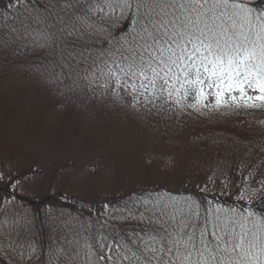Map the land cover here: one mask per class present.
<instances>
[{
  "label": "snow or ice",
  "instance_id": "snow-or-ice-1",
  "mask_svg": "<svg viewBox=\"0 0 264 264\" xmlns=\"http://www.w3.org/2000/svg\"><path fill=\"white\" fill-rule=\"evenodd\" d=\"M24 2L29 14L35 13L36 24L55 27L33 0ZM55 6H44L49 16ZM60 8L75 9L76 3L66 0ZM82 11L67 20L57 17L61 26L55 33L32 32L56 43L62 59L88 65L83 79L89 85L98 83L117 100L130 97V107L173 104L182 109L191 97L195 103L186 106L198 109L207 107L212 96L216 108L228 105L229 99L237 107L264 108V3L254 7L249 0H103L87 3ZM97 12L102 13V23L91 20ZM123 22L127 30L118 31ZM65 66L73 70L71 63ZM258 183L254 189L242 185L237 199L264 205V179ZM165 196L130 197L133 203L117 211H127L122 219L138 223L128 232V242L123 236L109 242V236L101 235L99 260L264 264V212L217 205L202 217L201 205L191 197ZM84 255L89 259L83 264H94L90 250ZM68 264H76L75 258L70 256Z\"/></svg>",
  "mask_w": 264,
  "mask_h": 264
},
{
  "label": "rangeland",
  "instance_id": "rangeland-1",
  "mask_svg": "<svg viewBox=\"0 0 264 264\" xmlns=\"http://www.w3.org/2000/svg\"><path fill=\"white\" fill-rule=\"evenodd\" d=\"M33 2L40 9L42 15L48 17L49 22L55 24V27H48L45 23L36 24L33 19L35 13L29 14L24 0H21L19 4L17 0H11V2L0 0V85L10 81V76L15 73L9 68L12 57L4 55V44H8L5 41H15L18 50L26 52L33 58V60L30 59L32 71L29 77H31V83L27 78L25 80L21 77L17 79L26 82L35 92L40 80L44 83L48 81L51 84L49 81L51 71H46L44 66L48 63L52 65L61 55L56 43L37 35V32L42 31H46L50 35L61 26L56 23L57 17L49 16V12L45 11L44 6L56 5L51 9L61 10L60 5L64 4L66 0H33ZM73 2L76 3V8L65 10L68 12L67 15L62 10L55 14L60 17L63 13L61 17L67 20L74 13L82 15V10L86 9L87 3L102 4L103 0H86V2L73 0ZM101 15L102 13L97 12L92 15L91 20L102 23ZM18 22L23 24V32L26 34L17 33ZM123 24L124 27L117 28L118 31L127 30V22H123ZM24 25H29L27 30ZM32 29H36L37 32H32ZM41 44L46 46L40 47ZM27 48L28 50H26ZM18 55L20 56V54ZM20 59L16 60L24 62L26 58ZM64 61L66 64V59ZM31 62H33L32 66ZM75 66L80 75L79 82L85 81L84 84L89 86L83 79L85 75L83 69L88 65L83 63L77 65L75 61ZM87 94L88 96L85 94L79 96L113 97L109 91L99 87L98 83L95 86L91 85V90ZM3 97L0 89V177H2L0 178V255L6 259L17 254L26 255L30 260L33 259L35 251L33 248L30 253V248L43 247L40 235L47 231V246L45 248L49 251L51 247L55 246V243H58L57 247L65 246L63 239L71 235L73 237L71 241L75 240L84 247L82 249V246H77L71 253V257L75 258L76 263L82 259V252L90 250L91 260L94 264H106V261L98 258L99 237L109 234L111 236L109 242H112L123 236L125 242H128V232L132 231L133 226L138 223L135 220L122 219L127 215V211L113 217L118 221L116 223H119V227H110L112 223L104 224L102 221L107 220L112 212L99 217L103 223L81 213L71 216L68 213L65 214L63 210L55 212L50 206L43 204L48 196H50V202L53 201L52 194L75 198L80 204L79 209L77 208L78 212L81 211L83 199L91 201L90 204L94 206V210L107 212L109 209H105L107 207H104L103 203L114 201L110 198L112 195L119 193L121 195L130 194V197L149 198V194H151L149 191H152L154 192L153 196L167 194V196L180 199L191 197L201 205L200 212L203 217L209 207L215 208L217 205L224 209H243L242 206L246 204V201L242 202L241 206L235 207V201L240 202L236 197L238 192L242 191V185L251 188L246 185V181L240 183L241 174L254 170L255 175L249 176L253 181L258 179L259 170L264 167V159H259L256 154L255 146L259 145L253 146V141L239 139L245 137L240 135L239 131L249 129L248 121L253 122L255 124L253 126H260L264 132V120L260 121V114L263 113L262 116H264V108L237 107L230 99L228 105L216 108L214 107L215 97L210 96L206 101L207 107L192 109L186 106L189 103H195L194 99L190 97L184 102L185 107L182 109L173 104H165L161 113L150 118L149 115L143 116L139 123L147 121L143 126L145 130L142 134L134 137V142L128 143L119 138L115 144L111 145V149L115 153H119L118 157L114 158L113 156L112 166L114 169L111 176L108 177V174L90 176L93 170L87 169L84 173L82 168H79L80 162H78V165L70 166L65 172L69 174L67 178L70 179H66L63 175L57 179L51 176L48 171L51 166L56 164L58 149L51 151L45 143H41V145L38 143L35 146L31 130L23 124L29 118L28 113L23 114L22 110L18 109L14 112L18 117L16 120L12 113L4 110ZM25 99L27 100L26 97ZM79 100L83 101V98L79 97ZM123 102L125 103V101ZM157 103L161 102L157 101ZM29 104L30 100H27L28 108ZM53 105H50L49 110L43 116V121L47 126L53 125L51 127L53 131L68 129L69 111H64L61 108L50 109ZM83 106L86 108L88 105L83 104ZM255 109H259L262 113ZM148 111L141 108L138 115L146 114ZM180 119H184V122H178ZM169 122L181 123V125L173 128L174 133L170 134L168 140L165 141L166 135L159 131L156 135L154 127H157L156 124H161L164 127L163 130H168L171 128L166 127ZM16 123L23 127L19 134L18 144H23L24 148H19L20 145L19 147L15 146V152L12 154L8 151L10 143L12 144L13 141L11 130L15 129ZM46 127L42 132H45ZM13 133L17 139L18 133ZM143 134H145L144 138ZM82 135L83 131L81 130L77 136H74L72 150H75L76 146L80 144ZM93 137L95 136L88 134V140H92ZM92 146L93 142L91 148ZM79 149L83 152L87 151L81 146ZM262 156H264V152ZM36 169L38 172L33 174V170ZM260 177L264 178L262 175ZM200 193L201 195H198ZM207 193L220 198L226 194L227 197L232 196L234 206L227 207L220 199L209 200L206 196ZM130 197L120 209L126 210L133 203ZM26 202L28 205L24 207ZM57 206L58 204L53 201V207ZM22 207L25 211L21 210ZM37 214L45 220L43 223H33ZM112 231L114 234L110 233ZM36 236H40L39 245L34 244ZM76 252L80 255L77 256ZM87 258L89 259V257Z\"/></svg>",
  "mask_w": 264,
  "mask_h": 264
},
{
  "label": "trees",
  "instance_id": "trees-1",
  "mask_svg": "<svg viewBox=\"0 0 264 264\" xmlns=\"http://www.w3.org/2000/svg\"><path fill=\"white\" fill-rule=\"evenodd\" d=\"M249 2L250 6L260 7L261 4L264 3V0H249ZM60 11L61 10L58 9H51L52 16L59 17L55 13H59ZM62 12L66 15L68 13L65 10ZM63 13L61 16H63ZM20 32H23V24H19L18 22L17 33ZM23 33L26 34L25 32ZM5 42H8V44H4V55H9L10 57H12L9 63V68L14 70L15 73L10 76V81H6L0 85L1 93L2 95H4L2 100L3 108H5L4 110H6L7 112L12 113L16 120L18 119V117L16 116V114H14V112H16L18 109L22 110L23 114L28 113L29 118L23 124L27 125L29 130H31L32 136L35 140V146H37L38 143L40 145L41 143H45L51 151L58 149V156L55 160L56 164L51 166L50 170L48 171L51 176H54L57 179L61 178V175H63L66 179H70L67 178L69 174L65 172L68 170V168H70V166H73L74 164L78 165V162H80L79 168L81 167L84 173L87 169L93 170L90 176H100L105 174H108V177L111 176L114 169L112 166L113 156L114 158L119 156V153H115L114 150L111 149V145L115 144L119 140V138L121 140L127 141L128 143L134 142V137L142 134L145 130L143 126L147 121L144 123H139L142 117L145 115H149V118L153 117L156 114L161 113L165 108L164 106L162 108L154 107L151 104L147 105L145 108L143 106H137L136 108H133L129 106L128 101L130 100V97H125L124 100H117L114 97L79 96L84 94L88 96L87 93H89V91L91 90V85L88 86L84 84L85 81L79 82L78 77H80V75H77L75 60L66 59V64L71 63L73 65V70L70 72L69 68L65 66V59H62L61 55L56 62L52 63V65L48 63L44 66V69L46 71H51V76H49V81L51 82V84L48 83V81L44 83L40 80V82L38 81L39 86H37V89L34 92V90L30 88L26 84V82H22L17 79L19 77L23 78L24 80L27 78L31 83V77H29L32 71L30 67V59L33 60V58L30 55L28 56L26 52L24 53V51L18 50V45L15 41ZM26 50H28V48ZM18 54H20V56ZM41 54H43V52H41ZM20 57L21 59L26 58L27 60L25 59L24 62H18L16 59H20ZM32 63L33 62H31V66ZM78 96L80 98L82 97L83 101H80ZM25 97L27 98V100H30L29 108L27 106V100L25 99ZM29 97L30 99H28ZM123 101H125V103ZM51 104L54 105L50 109L61 108L64 111H69L70 116L67 121L69 122L67 125L69 126L68 129L64 131H53L51 128L53 125L47 126V124L43 121L42 118L49 110ZM83 104L88 106L85 108ZM158 104L159 103H157V105ZM141 108L149 110L148 113L138 115V112ZM255 111H259V109H255ZM259 112L262 113L261 111ZM259 112L256 113L259 114ZM262 114H260V121L264 120V116H262ZM178 122H184V119H180ZM248 124L249 129L246 128V131H239L240 135L245 136L244 138L240 137L239 139L250 142L253 141V146H255V144L259 145L255 146L256 154L258 155L259 159H264V156H262L264 152V132L261 130L260 126H253L255 125L253 124V122L250 123L248 121ZM180 125L181 123L169 122L166 127L171 128L168 130H163L164 127H162L161 124H156L157 127H154V130L156 132V135L158 134V131L166 135V141L168 140L170 134L174 133L173 128ZM45 127V132H42ZM252 128L253 130H251ZM22 130L23 127L20 126L19 123L15 124L14 130L12 128L11 138L14 142L12 141V144L10 143V150L8 152L14 154L15 146L19 147L20 145L19 148H24L22 146L23 144H18L19 134ZM81 130L83 131V135L80 144L76 146L75 150H72V140L74 136H77V134L81 132ZM13 132L18 133L17 139ZM89 133L95 136L92 140H88ZM152 133L150 134V136L152 135ZM213 135L215 136L216 134ZM144 137L145 134H143V138ZM9 140L11 141V139ZM92 142L93 146L91 148ZM79 146L86 148L87 151H81L79 149ZM37 172V169L33 170V174ZM262 173H264V167H261L259 170V174L264 176V174ZM248 174L249 172L241 174V177L239 178H242L240 180V183L246 181V185H249L251 189L259 187L258 182L262 180L260 175H258V179L251 181ZM150 192L152 195H149V199L152 198L154 194V192L149 191V193ZM198 195H201V193ZM235 195H237L236 192ZM206 196L209 200L220 199L221 202L225 203V206L227 207L234 206V200L232 199L233 197H227V194L221 198L210 193H207ZM129 197L130 194L121 195L117 193L115 195H112L110 198L114 201L103 203L104 207L107 206V208L105 209H109L107 212L94 210V206L90 204L91 201H88L86 199H83L81 203V211L78 212V207L80 205L78 204L79 201H77L75 198H70L62 194L51 195L53 201L58 204L56 208L53 207V201L50 202V196L47 197L43 204H46V206H50L55 210V212L63 210L65 214L68 213L71 216L81 213L84 216L88 215L89 218H94L95 221H104V224L112 223L110 227H119V223H116L118 221L114 220L113 217L121 213L117 210L122 208L123 203ZM242 202L244 201H235V207H237L238 205L241 206ZM27 205L28 203L26 202V205H24V207H26ZM249 206L258 213L264 212V205H262L259 200L251 205L246 202V204H244L242 208ZM21 210L25 211L23 207L21 208ZM111 212L112 214L107 220H100L99 217L104 215L106 216ZM41 218L42 216L37 214L33 219V223H43L45 220ZM110 233L114 234L113 231ZM40 236H42L41 245L43 244V247L30 248V253H32L33 248L35 251L33 259L30 260L26 255L18 254L12 255L11 257L6 259L5 257H2L0 255V264H68L69 257L71 256L73 250H75L77 246H82L81 243H77V241L75 240L71 241L73 237H71L70 235L68 238L63 239L65 240V246L62 247L61 245L57 247L58 243H55V246L51 247L49 251L45 248L47 246V231H45L44 234H41ZM40 236L35 237V245L40 244L38 241ZM107 236H109V239H111V236L109 234H107ZM83 248L84 247L82 246V249ZM85 252H87V250L82 252V259H80V261H78L76 264H83L84 261L88 260L87 256L84 255ZM21 254L23 253L21 252Z\"/></svg>",
  "mask_w": 264,
  "mask_h": 264
}]
</instances>
